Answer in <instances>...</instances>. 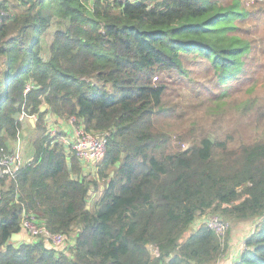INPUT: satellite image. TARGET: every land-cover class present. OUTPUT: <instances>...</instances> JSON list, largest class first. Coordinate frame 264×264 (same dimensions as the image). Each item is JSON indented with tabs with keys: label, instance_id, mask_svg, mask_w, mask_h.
<instances>
[{
	"label": "trees",
	"instance_id": "obj_1",
	"mask_svg": "<svg viewBox=\"0 0 264 264\" xmlns=\"http://www.w3.org/2000/svg\"><path fill=\"white\" fill-rule=\"evenodd\" d=\"M248 16L243 0H0V151L19 138L31 148L13 178L0 175V264H213L232 227L192 228L206 214L251 225L231 264H264V141L230 146L157 122L182 53L220 82L236 76L249 43L235 22ZM53 19L65 23L44 51ZM47 115L106 134L92 175ZM23 211L64 234V249L11 241Z\"/></svg>",
	"mask_w": 264,
	"mask_h": 264
},
{
	"label": "rangeland",
	"instance_id": "obj_2",
	"mask_svg": "<svg viewBox=\"0 0 264 264\" xmlns=\"http://www.w3.org/2000/svg\"><path fill=\"white\" fill-rule=\"evenodd\" d=\"M243 3L249 16L246 21L235 23L239 27L237 33L249 43V50L243 54L236 76L220 82L202 57L182 53L183 70H174L164 76L167 90L163 102L169 111L166 116H158L160 128L171 132L185 130V138L206 135L226 140L230 146L264 141V0H243ZM64 23L53 19L42 34L44 51L54 31L62 28ZM30 118L22 117L24 136L26 129L30 130L37 121V117L33 120ZM27 119H30L31 125L27 124ZM47 127L50 131L59 125L51 120L47 122ZM18 141L12 145H15L14 150L24 162L31 150L30 144L25 138ZM212 216L206 214L205 219ZM239 223L229 222L230 227L236 226L230 233L229 241L235 237L241 242L250 232L251 225L239 231ZM72 240L69 237L68 242ZM151 251L156 255L152 248Z\"/></svg>",
	"mask_w": 264,
	"mask_h": 264
},
{
	"label": "built area",
	"instance_id": "obj_3",
	"mask_svg": "<svg viewBox=\"0 0 264 264\" xmlns=\"http://www.w3.org/2000/svg\"><path fill=\"white\" fill-rule=\"evenodd\" d=\"M31 118L32 120L36 119V115H32ZM51 119L58 121L57 118L47 115V122L51 121ZM59 120L60 121L57 122L58 125L62 122L61 119ZM55 121L52 123L55 124ZM64 122H67V125L69 126L68 130L61 127H55L48 131V133H50L51 136H55L58 131L62 132L63 134H59V140L67 147V152L69 153L72 151L80 164L82 163L84 166L89 165L93 172L96 165L100 163L103 158L105 152L106 134H97L86 130L82 124H75V118L72 116L67 120H64ZM22 163L23 160L17 152L2 153V151H0V175L7 174L9 178H13L17 167ZM204 222L221 237L224 235L225 229L229 226L228 222L221 220L216 215H213L208 219H204ZM20 229L21 232L26 235V238L30 240L42 239L47 246L54 249L62 250L65 247L66 236L62 233H52L49 231L43 221L34 214L24 211L22 212ZM71 243H73V240L70 241V244ZM213 264L222 263L217 261Z\"/></svg>",
	"mask_w": 264,
	"mask_h": 264
},
{
	"label": "crops",
	"instance_id": "obj_4",
	"mask_svg": "<svg viewBox=\"0 0 264 264\" xmlns=\"http://www.w3.org/2000/svg\"><path fill=\"white\" fill-rule=\"evenodd\" d=\"M21 120H22V117H20ZM28 122H31L30 119H27ZM52 122L55 121L54 119H51ZM23 121V120H22ZM58 121H60L58 119ZM23 124H24V121H23ZM59 127L61 128H64L65 130H68L69 126L67 125V122H61L59 124ZM29 159V155H28V158L26 160ZM80 167H81V172L83 175H92V168L87 165V166H84L82 163L80 164ZM95 192H93L92 194V198L95 197ZM204 219L205 217H200L198 219H196L193 224H192V228H195L199 223L201 222H204ZM240 225H238L239 227L238 228H241L239 231H243L246 227L249 226V223L247 222H241L239 223ZM236 226H232L231 230H230V233L232 232L233 233V230ZM251 231V230H250ZM249 233V232H248ZM247 233V235H248ZM246 235V236H247ZM230 236V235H229ZM245 236V237H246ZM22 238H25L26 235H21ZM244 237V239H245ZM244 239L241 241V242H238L237 238L233 237V239L231 241H229V248L227 250V252L225 253V255L219 260L220 263L222 264H231L232 262L236 261L240 255V251L244 245Z\"/></svg>",
	"mask_w": 264,
	"mask_h": 264
},
{
	"label": "water",
	"instance_id": "obj_5",
	"mask_svg": "<svg viewBox=\"0 0 264 264\" xmlns=\"http://www.w3.org/2000/svg\"><path fill=\"white\" fill-rule=\"evenodd\" d=\"M35 86H37V85L35 84ZM44 109H45V105H42L41 108H40V110L42 111V110H44ZM21 239H22V237H21V233H14V234H12L11 237H10V240H11V241H19V240H21ZM26 240H27V241H30V239H28V238H26Z\"/></svg>",
	"mask_w": 264,
	"mask_h": 264
}]
</instances>
